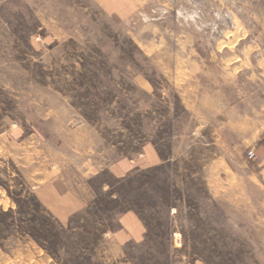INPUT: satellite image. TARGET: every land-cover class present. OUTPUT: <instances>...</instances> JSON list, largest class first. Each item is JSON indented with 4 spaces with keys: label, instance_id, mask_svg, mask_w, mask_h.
Returning <instances> with one entry per match:
<instances>
[{
    "label": "rangeland",
    "instance_id": "obj_1",
    "mask_svg": "<svg viewBox=\"0 0 264 264\" xmlns=\"http://www.w3.org/2000/svg\"><path fill=\"white\" fill-rule=\"evenodd\" d=\"M215 92L264 119V0H133L122 19L2 1L0 264H264L257 189L213 197L201 176L221 126L196 129L187 103ZM148 144L172 160L114 175ZM128 211L145 239L107 259Z\"/></svg>",
    "mask_w": 264,
    "mask_h": 264
},
{
    "label": "crops",
    "instance_id": "obj_2",
    "mask_svg": "<svg viewBox=\"0 0 264 264\" xmlns=\"http://www.w3.org/2000/svg\"><path fill=\"white\" fill-rule=\"evenodd\" d=\"M4 0H0V3ZM108 14L119 18H127L133 14V0H93ZM218 94L204 97L200 108L191 102L189 109L195 119V128L202 131L204 127L213 126L210 117L219 118V132L213 129L210 140L199 142V146H209L210 149L201 156L200 164L206 186L213 197L226 196L251 199L247 186L257 189L258 196L264 208V119L251 118L250 115L234 108L233 103ZM217 111V112H216ZM206 120V122H202ZM198 126V127H197ZM234 137L241 140L242 147L235 146ZM254 149L255 157L247 160L246 153ZM162 153L155 144H148L144 155L135 159H118L112 164L113 173L118 178L131 176L139 168L154 167L164 164L172 158ZM143 157V158H142ZM260 200V199H259ZM119 228L111 234L110 242L116 254L107 259H119L123 254V247L129 242L141 243L145 239V228L134 212L123 213L117 219Z\"/></svg>",
    "mask_w": 264,
    "mask_h": 264
},
{
    "label": "built area",
    "instance_id": "obj_3",
    "mask_svg": "<svg viewBox=\"0 0 264 264\" xmlns=\"http://www.w3.org/2000/svg\"><path fill=\"white\" fill-rule=\"evenodd\" d=\"M255 157V151L254 149H249L246 153V158L248 160H252Z\"/></svg>",
    "mask_w": 264,
    "mask_h": 264
}]
</instances>
